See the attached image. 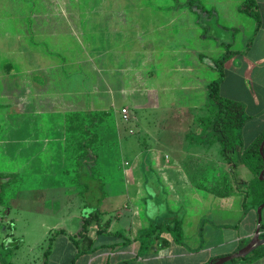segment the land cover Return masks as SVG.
<instances>
[{"label": "crops", "instance_id": "obj_1", "mask_svg": "<svg viewBox=\"0 0 264 264\" xmlns=\"http://www.w3.org/2000/svg\"><path fill=\"white\" fill-rule=\"evenodd\" d=\"M246 1L170 0L168 9L166 0H0V52L6 44H15L14 54L0 60V67L6 61L5 70L0 68V174L13 176L6 185L19 183L21 171L36 164V171L44 168L39 156L47 151H42L44 145L56 147L51 149L54 176L78 164L79 159L68 156V138L81 150L77 157L82 156L81 142L69 130L68 117L75 113L107 114L109 124L103 128L101 122L93 130L97 139L92 149L98 158L91 174L109 191L113 171L123 168L129 184L118 193L107 192L99 213L95 212L97 219L85 231L82 207L75 209L73 229L58 228L43 261L29 250L32 245L24 249L23 237L9 263L211 264L250 242L258 227L260 199L252 196L255 172L252 162H244L248 159L244 146L264 131V0H256L259 20L240 9ZM163 16L169 21L173 17L178 33L173 42H166L171 28ZM206 16H214L224 30L236 34L229 42L212 37L215 53L226 48L218 57L201 47L209 39L204 34ZM228 50L232 55L224 63L221 93L242 102L249 115L234 151L235 165L223 155L213 125L217 109L208 103V86L221 77L215 61ZM135 63L158 64L152 79L163 81L155 91L164 102L140 108L148 120H143V111L141 123L131 125L128 103L132 102L119 100L151 90L135 88L131 74ZM172 65L174 80L168 79ZM215 71L219 77L210 81L207 74ZM123 108L128 109V120ZM148 109L155 112L153 117ZM42 112H49L47 119L39 117ZM17 114L22 116L16 118ZM185 114L190 120L184 123ZM44 120L56 125L51 134H40ZM167 120L178 126L168 131ZM19 131L25 132L21 140ZM19 142L27 156L23 162L16 155ZM144 145L151 151V178L156 175L158 180H147L140 169ZM116 151L124 155L122 161H116ZM240 167L242 172L235 173ZM57 185L65 187L64 181ZM4 202L3 192V231L10 221L13 224L10 214L4 215ZM166 204L172 211L185 209V243L176 242L169 231L161 234L169 240L167 245L156 239L144 243L142 231L154 222L172 220L164 217ZM225 264H264V247Z\"/></svg>", "mask_w": 264, "mask_h": 264}, {"label": "rangeland", "instance_id": "obj_2", "mask_svg": "<svg viewBox=\"0 0 264 264\" xmlns=\"http://www.w3.org/2000/svg\"><path fill=\"white\" fill-rule=\"evenodd\" d=\"M63 2V0H58ZM161 2V0H158ZM170 1V0H169ZM166 0V6H169L168 9L171 7L170 5L172 2H169ZM49 4H52V1H49ZM213 18H210V16H206V23H204V31L205 35L209 37V39L204 40V42L201 44V47L205 48V53L208 55H212L213 57H218L225 51V47L221 49L219 54L215 53V43L212 39H216V41H224L229 42L233 41L235 37V32L233 30L226 31L221 25H218L216 22V18L212 16ZM173 19V17H172ZM167 16H163L161 20L163 22H167V24L171 29L166 31V42H173L175 37H177L178 33L175 31V25L174 21ZM191 32V31H190ZM189 32V33H190ZM192 33V32H191ZM194 37V32L192 34V38ZM8 39V38H7ZM215 41V42H216ZM15 44L13 46L11 44H6L4 46L5 50L0 52V60L10 58L14 54V48ZM169 47V46H168ZM220 48V47H219ZM212 49V50H210ZM16 51V50H15ZM157 51V49H156ZM158 52V51H157ZM153 60V59H152ZM6 62V61H4ZM4 62L2 64V68H4ZM138 62V60L136 61ZM146 65L145 63H143ZM143 64L138 65V63L134 64L133 71H131V74L133 76L135 85V88H146L152 92L154 91V94L148 92V94L142 93L139 94V96H132L131 98H122L119 100L120 103H125L126 100L129 99V102H132V105L128 103V106L131 110L132 115V121L130 122L131 125L137 123H141V112L143 113L144 117L143 120H148V116L146 113V110H139L140 108H143V106H157L159 103L163 100L155 91V89L158 88L159 85L163 84V81L154 77V80L152 79V76L156 75L158 73V64H154L152 66H144ZM0 67V68H1ZM174 68V65L170 67V74L168 79L171 77L172 80H174V73L175 70L171 69ZM5 70V68H4ZM6 72V71H5ZM5 74V73H4ZM207 77L210 79V81L215 80L219 77V72L209 73L207 74ZM173 97V96H172ZM186 100L189 102V98L186 97ZM137 108V111L135 110V107ZM245 107V106H244ZM148 111L153 112L152 117L155 115V112L153 110L148 109ZM33 115V114H32ZM49 115V112H42V114L39 115V117H43L44 119H47ZM22 114H17V117H21ZM183 122H189L190 120V114H185L183 118ZM45 121V120H44ZM121 122V121H119ZM168 131L169 128H173V126L177 125V121H166ZM46 123V121H45ZM105 127L106 123L109 124V120L106 119L105 122H103ZM117 124V122H115ZM122 123V122H121ZM125 125V123H122ZM178 126V125H177ZM176 126V127H177ZM41 125L38 124V126L35 129H39ZM44 129L41 130L40 134H51L57 127L55 124H45ZM25 132H18L19 138L24 137ZM73 138H68V156L70 158H76L78 160L77 154H81V150L78 148L77 145L73 144ZM19 151L20 153L16 154L18 158L23 162L27 156L22 155V150L20 148L21 144L19 142ZM39 145L37 146V148ZM144 153L143 156L145 157H151V151L149 150V147L147 145H144ZM33 149V148H32ZM44 154H40L39 156L42 158V162H44V168L39 169V171H36L37 169L35 166L32 167V169H28L27 171H21L22 179L19 180V183H16V185H6L3 188L4 191V205L6 204L8 213L10 214V218H12L13 226L12 228L10 226L7 227V230H2L3 227L0 226V264H4L11 260L13 258L12 252L17 247H12L11 250L8 249V245L12 242L15 243V241L22 240L24 237L26 239V243L24 246V249L26 250L28 248V245H32L29 250L34 251L37 256H41V260L43 261L44 255L47 252L50 254V246L54 242L51 239L54 237V235L57 233L58 228L66 227L67 229H73L72 221H73V212H75V209L78 207L81 208L82 216H85L86 213H90L92 210H96L98 206H101L103 203L104 196L107 195V192L113 191V193H118L120 190H123L125 187L129 186L125 171L123 168H117L113 171L110 179V190L108 191V188L100 187L101 189H97V187L93 186L92 182H89V187L87 185V182L85 183V179L83 176H80L81 167L79 164L73 165V167H67L66 172H60L59 176H54L55 174V168H52V163L55 161V159L52 158V150L55 151L56 147L52 144L44 145L43 150ZM26 151V150H25ZM38 151V150H36ZM35 156V155H34ZM38 156V155H37ZM115 159L117 162L122 161L124 158V155L120 151H116L115 153ZM32 155H29L28 158H31ZM143 157V158H144ZM76 160V161H77ZM75 161V162H76ZM141 171L145 174V177L147 180L151 178V174L149 172L148 166L144 163H141ZM151 164V160L149 162ZM94 165V164H92ZM152 166V164H151ZM241 168V167H240ZM242 172L241 170H236L235 173ZM60 174L62 176H60ZM150 174V176H149ZM20 175V174H19ZM24 175V176H23ZM245 176V175H244ZM155 178H151L154 180H158V177L153 176ZM88 180L89 178L86 177ZM53 180V182H52ZM63 182L64 181V188L60 187V185H57V182ZM255 186L253 189V197L261 199L263 197L264 193V181H260L254 176V180H252ZM156 182V181H155ZM75 183V184H74ZM80 183V184H78ZM79 185V186H78ZM154 185V184H153ZM73 187V188H71ZM77 191L74 193V191ZM74 193V195H69L70 192ZM259 193V194H258ZM69 196H71V200H69ZM78 203L79 206H71L70 203ZM252 205V204H251ZM167 211L165 212L164 217H177L179 219H183L185 216V209H181L179 211H172L171 208H169L170 204H166ZM96 213H99L97 211ZM95 213V215H96ZM109 217L111 215L109 214ZM83 220V218H81ZM6 222V220H5ZM1 224V222H0ZM8 225V224H6ZM71 231V230H70ZM7 233H9L10 237H7ZM13 233V234H12ZM13 235V236H11ZM50 237V239H49ZM56 237V236H55ZM23 238V239H24ZM23 241V240H22ZM24 243V242H23ZM22 244V242H21ZM20 244V245H21ZM53 248V247H52ZM54 249V248H53ZM49 250V251H48ZM50 256V255H49ZM51 258V257H50ZM43 263V262H42ZM50 264V263H49Z\"/></svg>", "mask_w": 264, "mask_h": 264}, {"label": "trees", "instance_id": "obj_3", "mask_svg": "<svg viewBox=\"0 0 264 264\" xmlns=\"http://www.w3.org/2000/svg\"><path fill=\"white\" fill-rule=\"evenodd\" d=\"M257 2L256 0H247L240 9L248 14L254 16L259 20V13L256 9ZM232 55V52L229 50L218 60L215 61V66L221 73V77L218 80H215L208 86L209 90V105L214 106L217 111L214 117V131L218 134L219 140L222 143V152L223 155L234 165L237 163L234 159V151L238 147L241 138V131L246 124L249 115L246 112V109L242 102L225 97L221 93V84L224 79V63L225 61ZM107 114H82L75 113L68 117L69 121V130L71 131L73 136L79 138L81 142L82 156L78 158V164L81 167L80 175H85L89 178V181H95L99 183L101 187L104 186V182L101 179L94 177L91 174L92 164L96 162L98 155L93 151L92 146L94 140L97 139V134L94 133V127L98 126L101 122L106 121ZM264 140V131L258 138L249 146H244V154L248 159H245L244 162L246 164H253V170L255 172V176L258 180H261L260 174L264 168V160L260 151L261 143ZM149 157H144V163L148 166L149 172L152 171V166L149 164ZM12 175H3L0 174V202L3 195L4 186L12 180ZM89 187V182L87 183ZM259 194V193H258ZM264 202V193L263 197L260 199L259 204ZM100 209V206L96 208V210H92L90 213H86L84 216V225L83 230L87 229L89 225H91V220L97 219V212ZM4 215L8 214V209L3 210ZM90 215V216H89ZM171 221L168 223L165 222H154L151 227L147 230H144L140 233V238L143 239V242H146L150 239L159 240L162 244H169V240L163 238L161 236L165 231H169L172 233L174 239L178 243H185V234L183 229V220L177 217H171ZM8 225L13 226L10 221ZM7 225V226H8ZM2 227L3 225L0 224ZM264 230V224L262 223V231ZM264 236V233H263ZM22 240L15 241V243H11L8 245V249L11 250L14 247H18L21 244ZM129 243V242H127ZM13 247V248H12ZM254 253V252H252ZM216 261V260H215ZM123 263H133L135 262H123ZM4 264H11L6 262ZM122 264V263H121Z\"/></svg>", "mask_w": 264, "mask_h": 264}, {"label": "water", "instance_id": "obj_4", "mask_svg": "<svg viewBox=\"0 0 264 264\" xmlns=\"http://www.w3.org/2000/svg\"><path fill=\"white\" fill-rule=\"evenodd\" d=\"M260 151L264 160V140L261 143ZM260 178L261 180L264 179V168L261 171ZM263 210H264V202L260 204L259 207L257 208L258 227L250 242L246 246H244L240 251H238L236 254L223 256L217 259L216 261L212 262L211 264H225L235 258H244L247 257L252 252H254L255 250L264 247V236H263L264 232L262 231ZM122 264H133V263H122Z\"/></svg>", "mask_w": 264, "mask_h": 264}, {"label": "built area", "instance_id": "obj_5", "mask_svg": "<svg viewBox=\"0 0 264 264\" xmlns=\"http://www.w3.org/2000/svg\"><path fill=\"white\" fill-rule=\"evenodd\" d=\"M122 111H123V116H124V118L126 119V120H128L129 119V113H128V109L127 108H123L122 109Z\"/></svg>", "mask_w": 264, "mask_h": 264}]
</instances>
